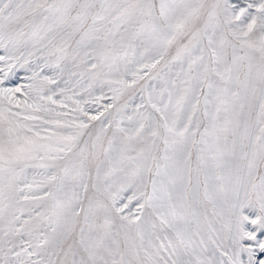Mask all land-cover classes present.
I'll use <instances>...</instances> for the list:
<instances>
[{
  "label": "snow or ice",
  "instance_id": "snow-or-ice-1",
  "mask_svg": "<svg viewBox=\"0 0 264 264\" xmlns=\"http://www.w3.org/2000/svg\"><path fill=\"white\" fill-rule=\"evenodd\" d=\"M0 264H264V0H0Z\"/></svg>",
  "mask_w": 264,
  "mask_h": 264
}]
</instances>
